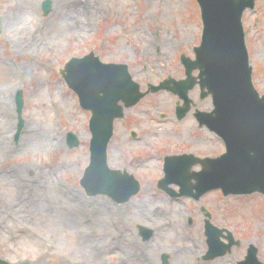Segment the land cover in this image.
<instances>
[{
    "label": "rangeland",
    "instance_id": "obj_1",
    "mask_svg": "<svg viewBox=\"0 0 264 264\" xmlns=\"http://www.w3.org/2000/svg\"><path fill=\"white\" fill-rule=\"evenodd\" d=\"M44 1L0 0V21L17 4L28 2L37 7L40 21L46 25L42 41L48 45L35 53L16 46L0 22V99L9 101L14 128L11 141L13 145L20 143L30 121L54 118L62 132V145L46 146L22 157V161L40 167L30 171L29 176L35 178L40 171L48 172L49 176L40 179L44 191L49 190L50 183H60L73 197L87 198L89 205L93 200H103L106 216L100 221L91 209L88 212V207L79 206V219L72 221L63 215L66 211L49 205L52 200L38 204L32 198L36 194L33 189L18 192L12 162L0 157V258L10 264H137L134 258L141 255L144 264H162V255L167 254L169 264L185 257L189 261L184 264H238L249 245L254 244L264 263L263 195L225 197L221 190H213L195 201L189 197L171 199L157 187L158 180L164 177L165 156L192 153L206 157L225 151L219 137L198 127L194 109L178 121L175 109L179 98L169 91L149 94L115 122L108 148L109 166L133 174L141 184L139 194L118 204L106 195L88 196L80 185L90 162L91 113L80 106L76 93L59 71L71 57H83L93 51L104 63L127 64L144 91L149 83L157 85L168 76L185 78L180 56L193 59V50L201 41L202 22L196 0H78L77 6L83 5L84 9L79 6L72 11L73 23L67 19L56 26L54 0H49L48 14L43 11ZM90 5H96L94 11ZM21 14L34 17L33 11ZM242 20L253 83L263 95L264 0H257L254 9H247ZM33 62L39 68L29 69V77L21 81L16 68ZM16 79L18 86L11 91L10 84ZM39 83L43 84V92L37 88ZM18 91H22L24 100V127L16 139ZM50 93L54 94L52 99L47 97ZM189 97L199 110L213 108L210 98L200 99L199 86ZM131 131L137 132L138 137H133ZM69 132L78 137V146H68ZM60 162L67 164L58 166ZM200 170L199 165L193 168ZM170 188L179 191L177 185ZM66 196L70 198L69 194ZM202 207L211 212L215 226L233 231L241 242L230 254L210 261L203 259L208 245ZM139 227L152 230L151 238L144 240Z\"/></svg>",
    "mask_w": 264,
    "mask_h": 264
},
{
    "label": "water",
    "instance_id": "obj_2",
    "mask_svg": "<svg viewBox=\"0 0 264 264\" xmlns=\"http://www.w3.org/2000/svg\"><path fill=\"white\" fill-rule=\"evenodd\" d=\"M204 24L200 46L195 48L196 59L185 55L181 62L185 67V79H165L159 85L148 84L146 92L133 79L126 64L103 63L94 52L71 58L61 69L68 86L77 93L81 106L91 111L90 142L91 161L81 179V186L89 196L106 195L118 203H125L139 193L141 185L127 171L113 170L108 165V145L114 134V124L123 119L125 109L137 105L150 93L169 90L179 95L183 105H177V118L184 119L192 109L189 92L196 85L201 88V99L211 96L212 111L197 110L195 116L200 127L207 126L220 136L226 152L218 157L199 158L192 154L167 156L165 177L158 188L173 196H191L199 200L211 190L222 189L225 196L264 194V95L260 96L252 81L245 44L242 16L247 8L254 9L256 0H197ZM50 1L43 3L45 14L50 12ZM199 74L195 76L194 71ZM23 96L17 95L19 114L18 138L24 126L22 118ZM133 136L137 133L132 132ZM70 148L79 145L77 136L68 133ZM200 164L202 170L192 168ZM195 180L196 183H191ZM177 184L180 193L169 188ZM205 215L211 217L205 208ZM209 252L206 260L229 253L235 242L228 233L226 244L221 241L223 229L206 220ZM145 240L152 230L140 227ZM259 249L251 244L245 260L238 264H264L258 259ZM0 264H9L0 259ZM168 264L165 255L164 263Z\"/></svg>",
    "mask_w": 264,
    "mask_h": 264
},
{
    "label": "bare ground",
    "instance_id": "obj_3",
    "mask_svg": "<svg viewBox=\"0 0 264 264\" xmlns=\"http://www.w3.org/2000/svg\"><path fill=\"white\" fill-rule=\"evenodd\" d=\"M77 1L78 0H54L53 6L56 19L53 24L55 26L61 21H63L64 24L67 19L73 23L72 20L74 19L71 18L72 11L74 9L77 11L79 6L84 9L83 5L77 6ZM24 4L25 5L17 4L13 7H10L8 16L3 17L2 21L0 22L2 30L12 38V41L16 46H22V48H26L28 51L35 53L36 51L38 52L41 49L48 47V45L42 41V37L46 31V25L43 23V21H40V18L36 12L37 7H33L28 2ZM95 7L96 5H90L89 8L92 9L91 11H94ZM21 11H33L34 17L31 18L28 15L21 14ZM164 15H166V12H164ZM33 25L35 26L32 27ZM51 25V23L47 24V29L50 28ZM31 68L38 69L39 67L37 66L36 62H33L31 64L28 63L25 66L16 68V72L19 74L21 81H24L29 77V69ZM10 86H12L11 91L15 90L18 86L17 79L16 81H13ZM37 88L40 92H43V84H37ZM2 93L4 94V91H2ZM47 97L48 99H52L54 94L50 93L47 95ZM43 98H46V95H44ZM10 117L11 110L9 101H1L0 99V157L5 161L10 160L12 162L11 171L17 180L16 186L18 192H24L25 189L32 191L33 189L36 192L35 196L32 197L34 198L35 202L44 205V201H47L48 203L50 200H52L49 205H52L51 207L53 209L60 208L61 210L66 211V213L63 215L69 219H72V221L79 219V216L77 215V213L80 211L79 206L80 209L83 207H88V209L85 211L89 212L91 209V211L96 214L95 218L97 217L100 221H103L104 217L106 216L105 212L103 211V206L106 202L103 200H93L92 204L89 205L87 198H78L75 195V197H73L72 194L66 191V189L60 183L55 185L50 183L49 190L44 191L40 179L42 176H49V173L40 171L38 172V175L35 176V178H31L28 173L32 170H39L40 167L31 161L21 160L22 157H27L30 154L41 151L43 147L49 146L59 148L62 145V132L59 128V125L56 124L54 118L50 117L47 119H34V121H30L25 128L20 143L13 145L11 137L14 128ZM110 163L114 162L110 161ZM65 164H67V162H60L58 163V166ZM67 194L70 195V198L66 196ZM64 202L65 205H63ZM156 211L160 212L159 214H165L163 213L164 210L162 209H156ZM129 252L131 253V251ZM134 259L137 264H144V260L141 259V255L136 256ZM188 261L189 258L187 257L183 258L181 261H179V259H174L172 264H184V262Z\"/></svg>",
    "mask_w": 264,
    "mask_h": 264
}]
</instances>
